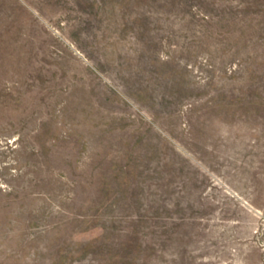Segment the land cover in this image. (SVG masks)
Masks as SVG:
<instances>
[{"label": "rangeland", "instance_id": "374dc122", "mask_svg": "<svg viewBox=\"0 0 264 264\" xmlns=\"http://www.w3.org/2000/svg\"><path fill=\"white\" fill-rule=\"evenodd\" d=\"M0 264H264V0H0Z\"/></svg>", "mask_w": 264, "mask_h": 264}]
</instances>
